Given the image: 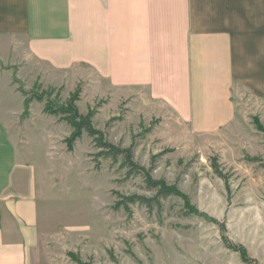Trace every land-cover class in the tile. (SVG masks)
Returning a JSON list of instances; mask_svg holds the SVG:
<instances>
[{
    "label": "rangeland",
    "instance_id": "rangeland-1",
    "mask_svg": "<svg viewBox=\"0 0 264 264\" xmlns=\"http://www.w3.org/2000/svg\"><path fill=\"white\" fill-rule=\"evenodd\" d=\"M26 65L14 82L32 94L48 93L25 113L35 115L25 124L29 134L43 132L39 159L49 179L40 181L43 217L52 226L43 264L262 263L254 255L261 253L256 240L264 229V85L255 91L236 86L233 119L204 131L157 100L110 87L85 66L54 71ZM49 97L56 106L73 101L82 115L92 112L109 141L132 147L135 161L154 178L177 184L197 212L186 214V201L176 195L152 210L138 202L118 206L121 195L154 192L142 174L128 175L122 161L98 156L86 132L69 148L73 129L45 110ZM250 229L260 234L253 237ZM247 240L257 248L250 250Z\"/></svg>",
    "mask_w": 264,
    "mask_h": 264
},
{
    "label": "crops",
    "instance_id": "crops-1",
    "mask_svg": "<svg viewBox=\"0 0 264 264\" xmlns=\"http://www.w3.org/2000/svg\"><path fill=\"white\" fill-rule=\"evenodd\" d=\"M29 63L85 66L112 88L214 130L235 116L236 86L264 85V0H0V264H43L52 229L39 200L48 179L43 132L25 128L35 115L25 116L14 82ZM262 232L253 255L264 264Z\"/></svg>",
    "mask_w": 264,
    "mask_h": 264
},
{
    "label": "trees",
    "instance_id": "trees-1",
    "mask_svg": "<svg viewBox=\"0 0 264 264\" xmlns=\"http://www.w3.org/2000/svg\"><path fill=\"white\" fill-rule=\"evenodd\" d=\"M20 91L25 95V113L29 111L30 105L34 99L39 101L44 100V96L48 93L42 94H32L23 88H20ZM48 97V96H47ZM45 110L51 112L52 114L60 115L61 119L65 120L70 124L73 131L67 139V144L69 148H72L74 143L82 138L83 134L86 132L93 140V143L96 147L100 149L98 156L106 157L111 159L113 162L118 163L122 161V167L128 169V175L132 174H142L144 176L143 181L146 184L147 189L154 192L152 195L145 194H132L130 196H120V200L117 202L118 206L125 205L128 206L129 203H140L152 210L156 206H161V200L169 196L181 197L186 201L188 210L185 209L186 214H190V210L196 211L197 209L194 205H191V202L188 196L181 191L177 184H169L165 179H156L152 176L151 169L146 168L145 166L139 164L134 159V150L132 147H123L117 145L108 140L105 131H102L95 127L92 121L93 113L90 112L87 115H82L77 107L74 105L73 101L69 102V107L62 105L56 106V104L50 99L46 101ZM264 130V129H263ZM190 209V210H189ZM237 250L241 251L244 255V259L248 262H254L253 259L246 256L244 253V248L241 246L237 247ZM248 255V254H247Z\"/></svg>",
    "mask_w": 264,
    "mask_h": 264
}]
</instances>
